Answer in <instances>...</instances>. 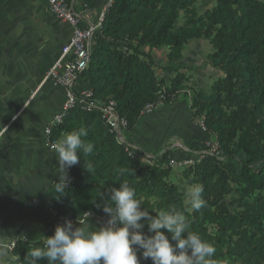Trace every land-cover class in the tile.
<instances>
[{
  "label": "trees",
  "instance_id": "obj_1",
  "mask_svg": "<svg viewBox=\"0 0 264 264\" xmlns=\"http://www.w3.org/2000/svg\"><path fill=\"white\" fill-rule=\"evenodd\" d=\"M196 2L112 0L95 33L90 63L80 77L88 78L86 88L93 90L96 99L116 101L118 114L128 120L126 136L159 92L166 96L162 105L188 99L191 117L206 126L207 138L199 148L215 139L224 158L196 154L194 163L181 167L174 180V167L164 165L170 159L168 150L151 152L132 140L143 150L162 153L161 161L154 164L132 158L99 111L75 107L53 128L52 136L63 138L84 127L88 136L82 139L93 145V151L81 153L79 162L68 169L73 180L64 194L55 193L58 180L53 184L49 205L74 225L87 211L108 219L103 211L106 193L126 181L152 215L183 211L190 230L216 247L218 264H264V0H217L203 12ZM199 39L211 44L207 61L224 75L214 81L210 93L194 88L189 95L188 76L179 70L180 61L185 47ZM162 48L168 51L158 62L155 51ZM159 68L173 73L160 77ZM194 184L203 186L207 201L195 212L184 203V189ZM42 244V240L18 237L13 249H8L9 264H25L28 250ZM137 254L140 264H152L140 251ZM0 264L8 263L0 260ZM40 264H47L46 259Z\"/></svg>",
  "mask_w": 264,
  "mask_h": 264
},
{
  "label": "crops",
  "instance_id": "obj_2",
  "mask_svg": "<svg viewBox=\"0 0 264 264\" xmlns=\"http://www.w3.org/2000/svg\"><path fill=\"white\" fill-rule=\"evenodd\" d=\"M72 1L86 26L96 22L112 0ZM70 36L71 27L51 12L48 0H0V260L8 264V244L14 238L44 240L64 222L49 205V190L58 180V157L45 145L44 129L60 110L65 89L45 76ZM205 45V39L196 40L180 61L179 70L190 71L189 95L208 79L224 75L200 56ZM159 70L160 77L173 73ZM87 85L88 78L81 76L78 89ZM203 131L190 115L188 99H178L144 115L127 139L151 152L168 150L170 158L186 159L194 158L207 138ZM174 173L176 180L180 171ZM82 222L103 224L96 216Z\"/></svg>",
  "mask_w": 264,
  "mask_h": 264
},
{
  "label": "clouds",
  "instance_id": "obj_3",
  "mask_svg": "<svg viewBox=\"0 0 264 264\" xmlns=\"http://www.w3.org/2000/svg\"><path fill=\"white\" fill-rule=\"evenodd\" d=\"M87 136V129L81 127L65 134L53 146L58 157L57 195L67 190V169L79 162L81 153H92L93 145L82 139ZM202 193L200 184L186 187L185 206L194 212L206 207ZM106 196L103 211L108 219L104 224L93 227L78 221L74 225L65 219L56 225L52 235L45 236L42 246L28 250L25 264H40L45 259L47 264H140L138 251L143 259H151L152 264H218L216 247L190 230L183 211L171 209L152 215L126 181L109 189ZM163 230L175 243L170 242Z\"/></svg>",
  "mask_w": 264,
  "mask_h": 264
},
{
  "label": "built area",
  "instance_id": "obj_4",
  "mask_svg": "<svg viewBox=\"0 0 264 264\" xmlns=\"http://www.w3.org/2000/svg\"><path fill=\"white\" fill-rule=\"evenodd\" d=\"M112 2V1H111ZM110 2V3H111ZM49 9L60 21L66 22L71 27V36L69 42L62 47L59 58L53 63L46 73L45 80H50L56 85H61L65 89V99L60 110L54 115L52 120L46 125L44 129L45 145L56 155L54 145L62 138H53V128L62 123L64 117L69 110L80 107L85 111L97 110L102 114L110 131L113 132L120 143H124L125 150L132 158L139 157L144 162L154 164L161 161L162 153H151L141 149L138 145L127 140L126 130L128 127V120L124 116H120L116 110V101L111 99L108 102H102L94 97L91 88L78 89L77 81L80 75L86 70L90 63L94 36L97 30L100 29L104 13H102L96 22H89L86 26L82 25V14L76 11L74 2L72 0H48ZM165 93L159 92V98L156 101L148 102L142 109L141 114L146 115L152 113L159 108L164 100ZM203 130L206 126L203 120H199ZM206 155L223 159L224 155L220 149L219 143L215 139H208L205 141L204 147L197 152V157L202 158ZM195 161V158L176 159L170 158L164 165L171 167H185L190 166ZM71 184L73 178L68 176ZM86 216H96L102 223L106 222V218L102 215L87 211L82 220ZM81 220V221H82ZM73 222V221H72ZM17 238H14L9 244L8 249L12 250ZM43 242V240H42ZM19 264V263H15Z\"/></svg>",
  "mask_w": 264,
  "mask_h": 264
},
{
  "label": "rangeland",
  "instance_id": "obj_5",
  "mask_svg": "<svg viewBox=\"0 0 264 264\" xmlns=\"http://www.w3.org/2000/svg\"><path fill=\"white\" fill-rule=\"evenodd\" d=\"M216 1L217 0H207V2H206L205 0H197L196 6H197V9L199 12H203L205 9L212 8L216 4ZM194 44H196V41H192L191 43H189V45H187L185 47L184 53H186L189 50V48H191L190 46H192ZM205 46H206V48L204 49V51L201 52V55H200L203 59H207L208 53H210L213 50V48H212L211 44L208 42V40H206ZM167 51H168L167 48H162V49L158 50L156 52V60L158 62H162L163 59L165 58V53ZM159 69H158V72L160 71ZM186 73L189 74L190 71L189 72L187 71ZM216 80H217V78L208 79L206 84L202 86V90L206 94L210 93L212 84ZM197 87H199V85ZM196 89H199V88H196ZM174 171H181V167H176Z\"/></svg>",
  "mask_w": 264,
  "mask_h": 264
}]
</instances>
